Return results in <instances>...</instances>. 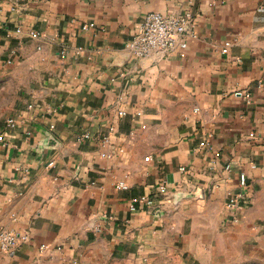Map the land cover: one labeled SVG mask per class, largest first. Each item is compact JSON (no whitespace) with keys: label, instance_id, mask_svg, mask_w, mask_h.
<instances>
[{"label":"crops","instance_id":"obj_1","mask_svg":"<svg viewBox=\"0 0 264 264\" xmlns=\"http://www.w3.org/2000/svg\"><path fill=\"white\" fill-rule=\"evenodd\" d=\"M154 11L188 46L137 58ZM0 90V264H264V0H0Z\"/></svg>","mask_w":264,"mask_h":264},{"label":"built area","instance_id":"obj_2","mask_svg":"<svg viewBox=\"0 0 264 264\" xmlns=\"http://www.w3.org/2000/svg\"><path fill=\"white\" fill-rule=\"evenodd\" d=\"M194 19L190 13L165 14L154 11L147 14L134 37L128 41L127 48L131 54L137 58L160 59L172 54L178 49H185L188 46L187 37L192 32ZM32 33H36L32 31ZM198 110V108H196ZM17 123L14 119L8 121L9 126H15ZM114 131V127L111 128ZM84 138L90 137L89 133L83 134ZM104 144L111 145L109 136L105 137ZM116 150L107 152V156H112ZM228 164L226 169H230ZM240 183L242 187L247 186V174H240ZM118 188H127L124 181H120L116 185ZM165 189V186H162ZM245 199L242 193L231 194L227 202L228 210L231 212L239 211L241 201ZM142 202L150 207L156 203L155 199L148 195H140L132 200L131 208L135 209L137 204ZM17 234L12 230L5 228L0 229V248L3 251H13L18 246ZM23 241L30 240L29 234L22 235ZM41 251L47 249L45 244H41Z\"/></svg>","mask_w":264,"mask_h":264},{"label":"rangeland","instance_id":"obj_3","mask_svg":"<svg viewBox=\"0 0 264 264\" xmlns=\"http://www.w3.org/2000/svg\"><path fill=\"white\" fill-rule=\"evenodd\" d=\"M9 94H11L9 91L0 90V111L2 109L1 107H5L7 101H13L11 98H7Z\"/></svg>","mask_w":264,"mask_h":264}]
</instances>
